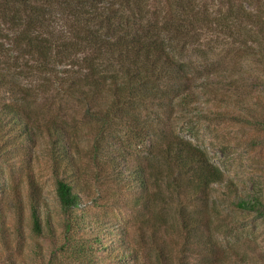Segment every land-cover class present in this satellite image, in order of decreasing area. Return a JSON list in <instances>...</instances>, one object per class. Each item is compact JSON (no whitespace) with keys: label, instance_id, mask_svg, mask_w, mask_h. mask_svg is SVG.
Here are the masks:
<instances>
[{"label":"rangeland","instance_id":"374dc122","mask_svg":"<svg viewBox=\"0 0 264 264\" xmlns=\"http://www.w3.org/2000/svg\"><path fill=\"white\" fill-rule=\"evenodd\" d=\"M232 1L230 8L220 1L207 0L208 12L213 18L227 20L230 10L251 9L248 4L255 2ZM14 38L10 32L0 30V50L6 55L4 58L0 53V69L7 82L0 84V101L23 108L24 112L19 113L23 121L36 128V137L34 143L18 141L21 125L9 119L5 128L13 139L4 153L2 144L7 133L0 134V264H212L213 257L191 256V237L177 212L182 208L185 217L190 218L187 213L191 211V196L186 191L178 193L169 184L167 166L148 155L146 147L131 136L124 120L101 132L93 101L74 98L59 89L52 77L22 71L23 61L14 58L19 53L11 46ZM229 40L205 29L200 41L191 46L189 89L206 112L176 108L169 122L174 134L203 148L224 175V181L211 190V199L217 200L212 205L219 212L212 218L214 222L199 228L202 241L213 236L217 247L229 251L238 237L255 249L249 253L253 261L246 264H264V216L231 203L248 195L264 196V126L254 124L251 113L241 108L222 105L226 111L215 109L220 98H230V102L238 99L258 111L254 114L264 120V73ZM180 53L176 49L174 56ZM108 100L104 94L97 104L106 105ZM46 126L63 128V136L71 144L68 174L76 183L80 200L67 215L56 198ZM138 166L145 170L149 185L144 192L129 183ZM29 178L36 182L44 200L41 235L31 226ZM229 183L234 185L231 192L226 188ZM225 193H230V200L223 199ZM140 196L147 201L145 207L133 204L132 199ZM66 217L69 221L65 224ZM47 222L53 238L48 234ZM78 244L87 253L75 251L73 246ZM109 247L123 254L120 261L109 255ZM223 264L241 263L228 259Z\"/></svg>","mask_w":264,"mask_h":264},{"label":"trees","instance_id":"16d2710c","mask_svg":"<svg viewBox=\"0 0 264 264\" xmlns=\"http://www.w3.org/2000/svg\"><path fill=\"white\" fill-rule=\"evenodd\" d=\"M206 1L0 0V30L15 36L11 46L19 53L14 58L23 61L22 71L52 77L59 89L63 88L74 98L93 101L101 132L124 120L131 136L146 147L148 155L167 166L165 175L169 184L174 185L178 193L186 191L191 196V211L187 213L190 218L185 217L182 208L177 212L183 229L191 237L192 257H213L212 264H223L228 259L246 264L253 261L249 253L255 249L245 240L237 237L229 251L217 247L212 242L213 236L202 241L199 228L209 226L219 212L213 207L217 200L211 199V190L224 181V175L203 148L174 134L169 121L174 118L176 108L206 112L189 89L191 53L188 52L200 41L203 30L223 34L243 57L255 62L264 73V0H254L248 4L251 9L243 7L241 12L230 10L227 20L221 16L211 17ZM217 1L232 7V0ZM176 49L181 51L179 57L174 56ZM0 53L6 58L4 51ZM204 62L207 63V59ZM6 83L0 69V84ZM104 94L109 97L108 104L98 105L99 96ZM218 101L215 109L226 111L222 105L241 108L251 113L254 124L264 126V120L254 114L258 111L244 102L238 99L230 102L227 97ZM138 110L141 112H136ZM19 112H24L23 108L0 101V134L7 133L0 152H8L13 139L5 128L9 119L21 125L18 141L26 139L34 143L36 128L23 121ZM45 131L51 143L49 155L56 198L60 210L67 215L80 200L76 183L68 174L71 144L65 140L63 128L46 126ZM132 172L134 177L129 178V183L147 191L145 170L138 166ZM226 188L231 192L234 185L229 183ZM28 190L32 230L41 235L44 200L31 178ZM223 196L230 200V193ZM132 200L137 206L147 204L143 196ZM231 203L240 210L264 216L262 194L248 195ZM66 219L65 224L69 221L68 217ZM47 225L48 234L53 238V229L49 222ZM121 231L126 235L124 229ZM102 248L107 249V246L102 245ZM73 249L87 253L80 244ZM108 253L117 262L122 259L123 254L117 249L109 247Z\"/></svg>","mask_w":264,"mask_h":264}]
</instances>
